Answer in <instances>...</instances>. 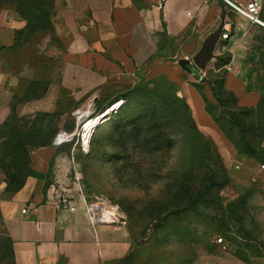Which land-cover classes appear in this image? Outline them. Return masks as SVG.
<instances>
[{"label":"rangeland","instance_id":"obj_1","mask_svg":"<svg viewBox=\"0 0 264 264\" xmlns=\"http://www.w3.org/2000/svg\"><path fill=\"white\" fill-rule=\"evenodd\" d=\"M54 21L59 26L55 27L59 41L48 37L47 42L46 37L37 47L44 56L54 57L52 68L24 69L25 61L34 55L33 46L0 54V72L4 74L1 91L6 88L0 94V105H5L0 112V198L9 197L27 171L34 169L33 154L38 149L51 145L74 148L70 159L71 180L64 195L72 200L81 198L88 204L100 203L105 208L118 207L134 236L128 264H264V225L258 214L260 205L256 202L258 195H264L263 189L256 176L239 181L229 172L222 144L198 123L204 135L215 142L230 175L218 198H212L224 208L225 215L219 214L218 218L222 217L227 226L217 227L215 220H210L214 224H209L208 219L217 217L218 213L211 208L200 207L204 215L199 216L174 203L175 180L190 165V145L182 133L170 126L169 117L149 116L152 111L147 109L150 106L146 107L147 98L138 96L146 83H149L148 89L158 85L165 90L168 84L164 77L147 78L138 71H120L106 85L101 101L106 96L121 99L102 113L106 118L99 123L95 121L97 124L89 139L84 138L86 122L100 115L95 116V101L72 109V100L64 91L61 90L58 100L53 94L56 89L54 70L66 59L72 38L58 15ZM240 49L243 58L236 60V67L240 69L241 78L249 89L261 93L264 27L256 26L247 34ZM57 50H65V53L56 57ZM229 55L228 51L222 54L224 61ZM216 57L204 68L198 67L192 58L196 68L191 67L183 76L185 85H201L214 102L211 87L215 86L213 80L218 75ZM197 67L200 73L196 72ZM176 93L189 102L187 91L183 92L179 85ZM119 105L118 112L107 117ZM133 116L138 118L136 124L129 121ZM194 119L197 122L195 116ZM72 130L76 132L74 138H71L72 133H64ZM248 135L256 147L264 146L263 130ZM258 190L262 192L259 194ZM219 237L224 238L225 245L216 242ZM0 264H14L1 222Z\"/></svg>","mask_w":264,"mask_h":264},{"label":"crops","instance_id":"obj_2","mask_svg":"<svg viewBox=\"0 0 264 264\" xmlns=\"http://www.w3.org/2000/svg\"><path fill=\"white\" fill-rule=\"evenodd\" d=\"M158 1L56 0L58 18L72 36L66 59L54 70L56 100L62 90L71 98L72 109L91 101L96 105L106 85L122 70L138 71L147 78L167 77L187 91L197 123L222 144L229 172L239 181L256 176L264 193V160L239 153L206 112L199 91L183 81L190 68H196L192 58L209 35L223 26L214 56L225 51L231 54L226 87L235 92L240 105L256 106L260 91L248 88L236 60L243 58L240 47L247 34L261 25L250 26L227 0H167L163 8H158ZM231 1L244 5L249 0ZM25 26V20L2 12L0 49L14 45L16 32ZM224 33L229 34L227 39L222 37ZM59 53L65 50H57L56 57ZM196 72L200 73L198 67ZM2 75L0 72V86ZM2 91L0 87V94ZM4 107L1 103L0 112ZM74 151L59 145L38 149L33 167L39 175L28 176L20 189L0 198V222L11 240L14 264H128L134 236L126 221L93 222L88 203L81 198L73 200L74 211L56 207L57 198L70 184ZM256 202L264 225V195H258Z\"/></svg>","mask_w":264,"mask_h":264},{"label":"trees","instance_id":"obj_3","mask_svg":"<svg viewBox=\"0 0 264 264\" xmlns=\"http://www.w3.org/2000/svg\"><path fill=\"white\" fill-rule=\"evenodd\" d=\"M4 11H8L16 17L25 20L26 26L16 32L14 45L2 47L0 54L3 52L10 54L24 47L33 46L34 55L31 60L25 61L26 67L24 69L28 67L32 69L34 66H37L40 70L52 68L55 61L54 57L48 58L44 56L37 47L46 37H50L51 41H59L56 36V24L54 21L58 13L56 0H0V14ZM216 59L217 63L215 66L218 69V75L213 80L215 86L211 87L216 102L209 99L201 85L194 84L204 100L205 110L239 153L250 155L263 161L264 146L256 147L250 140L248 133H256L259 130L264 131V87L261 90V97L256 106L240 105L239 98L235 92L226 87L227 69L224 67L230 63L231 54L225 61L222 55L217 56ZM164 78L168 84L165 90L158 85H156L155 89H148L149 83H146L140 89L142 95L138 94V96L147 98L146 107L150 106L147 109L152 111L149 116H156L158 119L169 117L170 126L176 132L182 133L185 136V141L190 145L192 153L190 165L181 174V177L175 180L174 203L186 211L196 212L199 216L204 215L200 207L211 208V210L218 213L217 217L208 219L209 224H214L212 221L215 220L217 227L227 226L222 217L218 218L219 214L225 215L224 208L219 203L212 201V198H218L219 192L230 180L221 152L215 142L206 137L199 129L187 98L177 95L178 85L167 77ZM31 84H33V81H31ZM120 99L121 97L106 96L102 101L101 99L98 100L95 116L110 109ZM124 99H128V97ZM119 109L120 105L110 112L107 117L110 114L115 115ZM145 109L142 110L144 111ZM218 110L221 111L217 113ZM129 121L136 124L138 118L133 116ZM31 175H39V173L32 168L27 171L25 177L18 182L14 192L20 189L26 178ZM205 216L207 217L208 215ZM7 240L9 242V252L11 253V240L8 237Z\"/></svg>","mask_w":264,"mask_h":264},{"label":"built area","instance_id":"obj_4","mask_svg":"<svg viewBox=\"0 0 264 264\" xmlns=\"http://www.w3.org/2000/svg\"><path fill=\"white\" fill-rule=\"evenodd\" d=\"M167 0H159L158 8H163ZM227 2L242 15L248 21L250 26L261 25L264 26V20L262 19V8L263 3L261 0H249L244 5H239L234 3L231 0ZM224 39L229 37L228 33L222 35ZM264 167V165L262 166ZM56 207L58 209L67 208L72 211L76 209V205L73 200L68 195H60L56 200ZM88 211L90 213L91 219L95 223H125L123 216L119 213L118 207L113 206L111 208H105L103 204L100 203H91L87 204ZM27 209H23V212H26ZM216 242L219 245H225L224 238L219 237Z\"/></svg>","mask_w":264,"mask_h":264},{"label":"water","instance_id":"obj_5","mask_svg":"<svg viewBox=\"0 0 264 264\" xmlns=\"http://www.w3.org/2000/svg\"><path fill=\"white\" fill-rule=\"evenodd\" d=\"M223 30H224V27L220 26L216 31L211 33L209 37L207 38V40L204 42L199 52L193 57V61L198 67L204 68L206 64L212 59V57L214 56V50L217 45L218 39L221 33L223 32ZM185 63L186 61H182V65H185ZM103 119L104 117L102 116L99 122ZM75 135H76V132L72 133L71 138H74Z\"/></svg>","mask_w":264,"mask_h":264},{"label":"bare ground","instance_id":"obj_6","mask_svg":"<svg viewBox=\"0 0 264 264\" xmlns=\"http://www.w3.org/2000/svg\"><path fill=\"white\" fill-rule=\"evenodd\" d=\"M79 115L83 117V114H82V113H80ZM102 116H103V117H106V116H104V114H100L99 118H101ZM99 118H94V119H92V120H88V121L86 122V124H85V126H84V130H83V132H84V133H83V136H84L85 139H89L92 129H93L94 126L97 124V123H96L97 120H98V122H99V120H100ZM95 121H96V122H95ZM110 208H111V207H110Z\"/></svg>","mask_w":264,"mask_h":264}]
</instances>
